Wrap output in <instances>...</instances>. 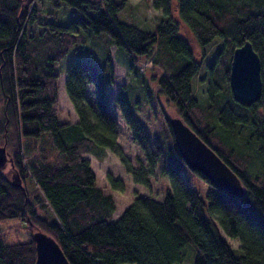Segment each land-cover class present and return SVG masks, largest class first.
Wrapping results in <instances>:
<instances>
[{
	"label": "trees",
	"instance_id": "obj_1",
	"mask_svg": "<svg viewBox=\"0 0 264 264\" xmlns=\"http://www.w3.org/2000/svg\"><path fill=\"white\" fill-rule=\"evenodd\" d=\"M52 3H66L79 16L58 23ZM153 7L161 16L150 26L138 21L128 0H0V144L10 154L0 166V221L19 218L31 235L8 242L0 231V264H35L36 230L52 235L71 264H184L189 249L190 264H264V0H153ZM126 10L143 26L129 15L121 18ZM176 15L202 60L181 35ZM87 28L107 34L133 65L142 56L151 59L160 71L153 74L159 94L238 175L243 197L186 165L166 108L163 133L152 138L120 90L115 102L147 161L134 166L119 142L120 120L110 104L115 71L108 50L103 68L80 55L67 66L65 88L78 119L59 120L57 67L84 43L81 30ZM245 40L260 56L263 82L261 98L250 106L237 102L230 87L233 52ZM201 71L204 99L195 87ZM109 152L137 183L150 185L160 168L170 181L164 198L138 196L113 220L116 201L97 183L87 157L101 160ZM13 174L22 185L12 182ZM28 177L36 185L33 197ZM195 177L209 185L205 197L190 187ZM108 180L125 190L111 173Z\"/></svg>",
	"mask_w": 264,
	"mask_h": 264
},
{
	"label": "rangeland",
	"instance_id": "obj_2",
	"mask_svg": "<svg viewBox=\"0 0 264 264\" xmlns=\"http://www.w3.org/2000/svg\"><path fill=\"white\" fill-rule=\"evenodd\" d=\"M133 6V11L138 21H144L150 26L155 25L161 16V11L153 7V0H128ZM54 3V2H53ZM51 5L52 14L55 15V20L61 24H67L72 19L79 16V11L66 4ZM50 6V5H49ZM126 12V13H125ZM122 12L120 17H126L131 13L127 10ZM134 20V17L131 16ZM175 18L180 24L181 35L187 38L192 44L197 53V58L202 60L201 48L196 42L194 36L190 32L182 20L176 15ZM140 26L137 20H134ZM81 33L85 37L84 43L75 45L67 54V56L58 64L60 71L59 78V120L74 122L78 119L75 108L69 99L66 88V68L78 55L91 59L99 68H103L105 64L108 65L106 60V52L110 51L112 55V63L115 71V81L109 85L111 94V106L118 114L120 120L119 127V142L124 152L130 157L134 166H140V161L147 163L143 151L138 144L133 140L130 129L122 117L121 111L118 108L115 97L117 91H125L134 114L145 125L151 137L154 138L155 131H161L165 126V119L162 107L166 108L169 117L178 116L174 107L168 103L167 99L159 94V87L157 78L153 74L160 75L157 68H153L150 58L140 57L136 65L130 63L129 58L122 52L117 50L115 44H112L109 37L105 33L96 34L90 28L82 29ZM213 50V47L209 49ZM204 72L201 71L198 79L196 80L195 87L199 96L204 99L206 82L203 78ZM203 79V80H202ZM92 88H89L88 98L92 101ZM246 129L244 128V132ZM243 132V133H244ZM243 139V138H242ZM4 144H0L2 146ZM6 145V144H5ZM7 147V146H6ZM8 152L9 149L7 148ZM91 161V166L96 174L97 183L102 186L106 192L113 195L117 209L113 214V219L117 220L124 210L133 202L138 196H153L156 199L162 200L170 186L169 179L164 175L160 168H157L153 176L150 177V185L137 183L133 180L131 174L126 172L120 159L112 152H109L104 159H98L93 155H87ZM262 161L258 159L253 166L254 169L261 168ZM111 173L115 178L121 179L125 184V190H116L110 186L108 174ZM13 177V175H11ZM27 187L30 191V196L33 197L36 192L35 183L28 177L26 180ZM190 187L199 191L205 197L208 184L198 177L189 181ZM0 231L5 235L8 242H15L18 240H28L30 238V231L25 222L19 218L10 219L7 221H0ZM223 237L230 242L233 246H237V239H233L222 232ZM191 248L190 246L186 247ZM193 251V250H192ZM192 251H187L188 256H192ZM190 257L185 260L184 264H190Z\"/></svg>",
	"mask_w": 264,
	"mask_h": 264
},
{
	"label": "water",
	"instance_id": "obj_3",
	"mask_svg": "<svg viewBox=\"0 0 264 264\" xmlns=\"http://www.w3.org/2000/svg\"><path fill=\"white\" fill-rule=\"evenodd\" d=\"M261 59L250 40L235 48L231 61L230 87L234 99L250 106L262 95ZM177 149L186 165L203 173L211 183L237 197L245 195L238 175L217 152L206 143L179 116L169 121ZM10 158L6 145L0 146V166ZM12 182L22 185L21 178L13 174ZM36 243L35 264H71L56 239L42 230L34 232Z\"/></svg>",
	"mask_w": 264,
	"mask_h": 264
},
{
	"label": "bare ground",
	"instance_id": "obj_4",
	"mask_svg": "<svg viewBox=\"0 0 264 264\" xmlns=\"http://www.w3.org/2000/svg\"><path fill=\"white\" fill-rule=\"evenodd\" d=\"M118 92V91H117ZM113 219V218H112ZM114 220V219H113Z\"/></svg>",
	"mask_w": 264,
	"mask_h": 264
}]
</instances>
